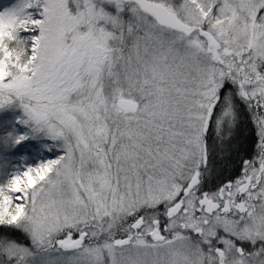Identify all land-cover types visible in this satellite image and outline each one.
<instances>
[{"label":"snow or ice","instance_id":"1","mask_svg":"<svg viewBox=\"0 0 264 264\" xmlns=\"http://www.w3.org/2000/svg\"><path fill=\"white\" fill-rule=\"evenodd\" d=\"M0 264H264V0L0 2Z\"/></svg>","mask_w":264,"mask_h":264},{"label":"trees","instance_id":"2","mask_svg":"<svg viewBox=\"0 0 264 264\" xmlns=\"http://www.w3.org/2000/svg\"><path fill=\"white\" fill-rule=\"evenodd\" d=\"M256 137L254 134L253 126L249 123H245L244 131L241 136V143L244 153L251 154L254 150ZM238 161H234L228 167L227 174L236 175L238 169Z\"/></svg>","mask_w":264,"mask_h":264},{"label":"rangeland","instance_id":"3","mask_svg":"<svg viewBox=\"0 0 264 264\" xmlns=\"http://www.w3.org/2000/svg\"><path fill=\"white\" fill-rule=\"evenodd\" d=\"M0 2H4V3H6V2H7V0H0ZM47 155H49V156H54V155H55V153H50V154H47Z\"/></svg>","mask_w":264,"mask_h":264}]
</instances>
